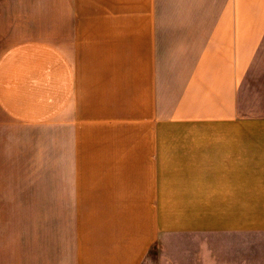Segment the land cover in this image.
I'll use <instances>...</instances> for the list:
<instances>
[{
  "label": "crops",
  "instance_id": "1",
  "mask_svg": "<svg viewBox=\"0 0 264 264\" xmlns=\"http://www.w3.org/2000/svg\"><path fill=\"white\" fill-rule=\"evenodd\" d=\"M0 264H264V0H0Z\"/></svg>",
  "mask_w": 264,
  "mask_h": 264
}]
</instances>
